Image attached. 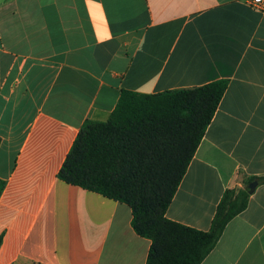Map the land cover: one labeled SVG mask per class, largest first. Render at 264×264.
<instances>
[{
    "label": "crops",
    "instance_id": "0c3cea01",
    "mask_svg": "<svg viewBox=\"0 0 264 264\" xmlns=\"http://www.w3.org/2000/svg\"><path fill=\"white\" fill-rule=\"evenodd\" d=\"M227 79L168 219L209 231L225 192L264 177V10L251 0H0V264H146L123 203L58 177L123 91ZM202 264H264V184Z\"/></svg>",
    "mask_w": 264,
    "mask_h": 264
},
{
    "label": "trees",
    "instance_id": "16d2710c",
    "mask_svg": "<svg viewBox=\"0 0 264 264\" xmlns=\"http://www.w3.org/2000/svg\"><path fill=\"white\" fill-rule=\"evenodd\" d=\"M221 79L155 95L123 91L105 122L87 121L59 172L65 183L128 205L132 227L151 241L146 264H202L227 225L247 209V190L228 189L209 231L167 217L228 89ZM264 184V177L250 178ZM5 182L0 181V197Z\"/></svg>",
    "mask_w": 264,
    "mask_h": 264
},
{
    "label": "built area",
    "instance_id": "2783aa9c",
    "mask_svg": "<svg viewBox=\"0 0 264 264\" xmlns=\"http://www.w3.org/2000/svg\"><path fill=\"white\" fill-rule=\"evenodd\" d=\"M251 5L258 10H264V0H251Z\"/></svg>",
    "mask_w": 264,
    "mask_h": 264
},
{
    "label": "water",
    "instance_id": "95a60500",
    "mask_svg": "<svg viewBox=\"0 0 264 264\" xmlns=\"http://www.w3.org/2000/svg\"><path fill=\"white\" fill-rule=\"evenodd\" d=\"M257 186H258V182H253V183H251V184L248 186V188H247V192H248L250 195H252V194L255 192V190L257 189Z\"/></svg>",
    "mask_w": 264,
    "mask_h": 264
},
{
    "label": "rangeland",
    "instance_id": "374dc122",
    "mask_svg": "<svg viewBox=\"0 0 264 264\" xmlns=\"http://www.w3.org/2000/svg\"><path fill=\"white\" fill-rule=\"evenodd\" d=\"M247 188H248V185L246 184L245 186H243V189H239V191L240 190H247ZM237 191H238V189H236Z\"/></svg>",
    "mask_w": 264,
    "mask_h": 264
}]
</instances>
